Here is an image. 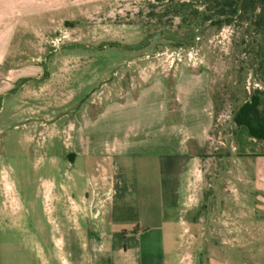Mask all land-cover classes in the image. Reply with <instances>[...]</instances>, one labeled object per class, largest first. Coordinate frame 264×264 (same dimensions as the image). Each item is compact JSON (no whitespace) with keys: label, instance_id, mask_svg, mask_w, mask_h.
Instances as JSON below:
<instances>
[{"label":"rangeland","instance_id":"obj_1","mask_svg":"<svg viewBox=\"0 0 264 264\" xmlns=\"http://www.w3.org/2000/svg\"><path fill=\"white\" fill-rule=\"evenodd\" d=\"M26 5L48 9L23 8L21 42L1 66L0 86L22 74L0 90L1 262L5 254L37 255L30 240L44 239L49 228L54 200L47 191L62 195L67 183L75 195L92 188L89 175L97 171L98 154L114 145L112 127L158 123L163 88L168 85L174 104L176 77L185 66L210 77L214 122L207 143L193 145L202 158L205 187L199 225L183 228L182 264H197L199 254L209 264L212 247L220 250L221 244L207 242L214 228L207 227L206 205L216 218L222 199L231 213L241 211L243 202L252 213L248 204L255 203L248 193L251 180L238 179L239 171L252 173L253 167L236 158L234 115L245 91L264 92V25L255 23V16L199 25L194 10L204 7L201 0ZM75 139L79 154L70 164L68 145Z\"/></svg>","mask_w":264,"mask_h":264},{"label":"crops","instance_id":"obj_2","mask_svg":"<svg viewBox=\"0 0 264 264\" xmlns=\"http://www.w3.org/2000/svg\"><path fill=\"white\" fill-rule=\"evenodd\" d=\"M53 1L0 0V73L6 55L21 42L23 8L45 10V5L26 4ZM261 74L264 81V65ZM21 76L13 75L0 90ZM173 94L171 105L166 84L159 98L158 123L112 127L114 145L109 153L98 154L97 171L89 175L92 188L75 195L67 183L62 195L53 188L47 191L54 204L44 239L35 235L30 240L35 257L5 254L0 264H182L187 257L183 228L201 221L203 162L193 145H205L213 126L210 77L184 66ZM260 103L264 114V92ZM76 140L68 145L70 164L79 154ZM236 149L239 162L252 164V173L239 171L238 179L251 180L248 193L255 203L248 204L252 213H246L245 202L241 211L231 213L222 199L216 218L208 215L213 208L206 205L207 227L214 228L207 242L221 244L220 250L212 247L209 264H264V139L253 137L241 125ZM85 157L90 161L89 154ZM237 191L246 194L245 189Z\"/></svg>","mask_w":264,"mask_h":264},{"label":"trees","instance_id":"obj_3","mask_svg":"<svg viewBox=\"0 0 264 264\" xmlns=\"http://www.w3.org/2000/svg\"><path fill=\"white\" fill-rule=\"evenodd\" d=\"M203 8H195L199 15V25L231 24L235 19L249 21L254 16L255 23L264 25V0H201ZM252 23H249V27ZM262 90H256L253 94L247 95L239 104L234 115L237 126L245 125L249 133L258 139H264V114L260 108V97Z\"/></svg>","mask_w":264,"mask_h":264},{"label":"water","instance_id":"obj_4","mask_svg":"<svg viewBox=\"0 0 264 264\" xmlns=\"http://www.w3.org/2000/svg\"><path fill=\"white\" fill-rule=\"evenodd\" d=\"M197 264H203V258H202L201 254H199V256H198V263Z\"/></svg>","mask_w":264,"mask_h":264}]
</instances>
